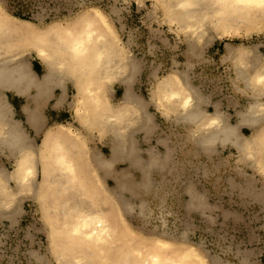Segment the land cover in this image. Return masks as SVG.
<instances>
[{"label":"bare ground","instance_id":"bare-ground-1","mask_svg":"<svg viewBox=\"0 0 264 264\" xmlns=\"http://www.w3.org/2000/svg\"><path fill=\"white\" fill-rule=\"evenodd\" d=\"M160 1L165 16L176 21L183 29V33H186L193 40L196 39L195 41L204 36L202 33L206 30L204 27L206 23H210L211 29L218 32L216 34L218 37H223L241 29L243 21H249L254 16H264V0ZM85 12L74 18L72 22L70 21L71 24L65 28L49 22L48 24L45 23L44 26H37L28 19L5 11L0 4V119L8 107L2 91L11 89L21 93L31 85L36 86L33 83L35 80L32 79L33 76L30 74L27 63H24L19 57V47H22V50L34 51L37 58L46 65L47 69L43 75V81L52 75L58 77L59 81L67 76L75 80L76 93L72 102L73 118L80 122V117H83L84 121L87 119L86 121L90 125L100 124L95 117L96 112L101 107L99 100L94 95V92H97L96 87L100 82L105 83V81L114 80L117 70L122 67L124 69L123 82L125 83L124 97L130 100L129 104L134 103L133 108L138 111L140 116V126L145 124L148 114L145 110L146 103L142 99L132 100L135 96L131 91L129 73L133 63L124 61L123 51L118 47V41L116 42L115 39L116 33H113L102 11L96 8L91 10L90 8L88 13ZM211 29L208 30L211 32ZM207 35L206 37H208ZM189 45L191 51L196 49L193 43L190 42ZM243 50H239L240 52L237 50L238 53L234 56L232 69L235 81L241 84L239 88L237 86L236 91L239 93L241 90L240 92L245 96L247 104L242 111L236 112L238 116L234 123L228 124L225 119L227 117L223 116L219 109L214 110L213 114L204 112L201 107L204 101L201 99L202 95L199 96L196 90L192 91L187 84L188 88L185 86V80L182 78L185 74L183 73L181 76L179 72L173 71L175 77L173 80L171 79L172 73L163 78L161 76L162 79L156 81V91L154 88L155 92L151 93L150 100L156 102L157 108L161 110L162 114L170 112L180 116L195 127V134L192 136L200 151L203 149L210 152L217 143H220L219 146L228 143L237 151L240 160L247 161L246 164L251 165L252 168L256 167L264 174V56L252 49ZM187 67L189 68L190 65ZM25 80H27V85H25ZM128 103L124 102L125 111H127ZM232 103L235 104V102ZM117 120V115H110L107 117V124L115 126ZM242 124L253 127L249 136L239 133L238 128ZM57 127L58 130L64 132L61 137L63 140L77 137L70 128L63 125ZM12 139L13 142L9 143V147H6L5 150L13 158H17L13 159L15 166L12 171L0 170V216L9 219L11 209H13L11 208L12 203L15 199L20 195L24 196L31 193L32 198L39 203L43 212L46 213L43 218L48 228L46 234L47 251L53 255L57 264H96L95 261H103L106 258L105 245L114 244L115 241L112 239L115 238L114 236L124 224L123 220L120 219L115 224L114 216L110 213L106 214L104 209L93 208L90 201L85 200L83 194L88 186L85 185L86 182L76 179L72 164L67 160L65 153L58 156L56 159L58 163L55 164L56 166L60 164V169L63 172H72L71 176L60 181L52 178L54 172V162L50 160L52 150L53 152L56 151V149L54 150L56 147L64 150L61 147L63 140L58 141L59 138L56 135L46 133L41 148L36 153L37 162L41 169V179L35 180V157L32 154L34 151H29L26 160L25 158L21 160L20 150L15 142L17 137L13 136ZM229 179L228 177L227 180L229 181ZM10 181L14 182L15 189L10 187ZM247 182L245 184L248 186ZM229 186L231 187V185ZM238 187L240 186L238 185ZM251 191L247 189L245 194L249 192L252 195L253 192L251 193ZM256 193L261 195L264 190L263 193L261 191ZM252 197L256 198L255 195ZM59 198L60 202L57 201ZM250 198L251 196H248V199ZM257 198L258 201L259 197ZM125 208L127 207L125 206ZM223 211L225 210L221 209V212ZM225 215L227 216L226 211L223 212L224 217ZM181 237L184 239V236ZM138 245L139 247L127 251H115L118 253L116 254L118 257L112 260L113 264H207L204 257L199 254L198 249L196 250L192 244L188 245L183 241L174 244L172 241L161 237L143 238ZM218 258L215 259L214 257L215 264H225L220 262L222 259L219 260ZM243 261L245 263V259Z\"/></svg>","mask_w":264,"mask_h":264},{"label":"rangeland","instance_id":"rangeland-1","mask_svg":"<svg viewBox=\"0 0 264 264\" xmlns=\"http://www.w3.org/2000/svg\"><path fill=\"white\" fill-rule=\"evenodd\" d=\"M160 3V0H0L5 11L28 19L37 26H44L49 22L65 28L81 13H88L90 8L101 10L113 33H116L115 39L123 51L124 61L133 62L130 87L134 94L148 102L160 79L172 73L173 80L174 72H179L180 75L183 73L185 75L181 76L185 80V86L188 85L192 91L196 90L199 96L221 100L224 105L229 104L230 110L225 107L223 109L230 111L234 123L235 113L245 108L247 100L243 94L236 91L237 86L241 84L235 81L232 67L221 63L211 48H208V42L213 38L210 36H216L218 32L211 29L210 23H206V30L202 33L204 36L195 41L196 39L193 40L183 33L176 21L165 16ZM208 29H211V32ZM231 34L224 36L223 40L240 47V50L252 49L264 56V16H254L249 21H243L241 29ZM190 42L194 47L198 46L199 51L204 48L201 61L187 63L185 54L189 51L191 54L195 53L190 49ZM104 92H108L106 86ZM118 92L121 93L122 90L119 89ZM153 103L154 100L148 112L152 116L157 110ZM201 107L206 113L215 112L213 108L206 106V103H202ZM162 116L157 113L154 123L161 127L158 133L162 136L168 135L167 129L172 128L171 138L177 144L173 158L177 163L181 162V165L175 166V170L184 175L188 184L198 183L200 191L206 195L203 198L206 209L202 212L186 210L184 204L188 203L190 198L180 195V181L157 180L153 185L152 180H140L141 191L138 197L124 196L119 199L122 201L117 206L122 213L124 224L112 239L114 244L105 245L106 258L103 261H95L96 264H113L112 260L118 257L115 251L137 248L143 238L155 237L168 239L174 244L181 241L192 244L207 264H215L214 257H219V260L222 259L220 262L225 264H240L241 261L243 264V259L244 264H264V174L256 167L252 168L246 164L247 161L240 160L233 147L225 150L212 149L210 152L203 149L200 151L192 136L195 134L194 126L180 127L166 122ZM251 131L253 130L239 133L249 136ZM148 145L141 146V158L147 157ZM14 166V161L9 162L0 155V170L12 171ZM101 185L103 187L102 182ZM10 187L15 189L13 181H10ZM104 187L103 191L111 197V193L115 192L114 182H109ZM247 189H253L252 195L249 192L245 194ZM242 190H246L244 194ZM260 191L263 194L258 195L256 192ZM254 195L256 200L252 197ZM248 196L251 198L248 199ZM60 198L57 201H60ZM35 202L31 193L17 197L12 203L11 217L5 216L9 217L7 219L0 216V264H57L53 255L47 251L48 228L43 218L46 213L39 203ZM221 209L226 211L227 216H223L225 211L221 212ZM180 235L184 236V239Z\"/></svg>","mask_w":264,"mask_h":264},{"label":"crops","instance_id":"crops-1","mask_svg":"<svg viewBox=\"0 0 264 264\" xmlns=\"http://www.w3.org/2000/svg\"><path fill=\"white\" fill-rule=\"evenodd\" d=\"M212 37V40L208 42V48H211V51H213L214 55H217L221 63L233 68L234 56L238 53L237 50H240L239 47L225 42L223 40L224 36L218 37L216 35ZM21 48L19 47L21 52L18 51L20 53L19 57L24 63H27L30 74L33 76L32 79L35 80L33 83L36 86H26L27 88L24 91L22 90L23 92L21 93L11 89L2 91L8 107L4 116L0 119V148L3 149H0V155H3L9 162L17 158H13L5 150L6 147H9V143L13 142L12 137H17L15 142L19 147L21 160L22 158L26 160L28 152L34 151L32 154L35 157V180H40L41 169L37 162L36 153L41 148L40 146L46 137V133L56 135L59 138L57 139L58 141L63 140L61 137L64 132L58 130L57 127L58 125H63L70 128L77 137L63 140L61 147L66 151L58 147L54 148L56 151L53 152L52 150L50 159L54 162L52 178L60 181L66 180L71 176L72 172H63L60 169V164L57 166L55 164L58 163L56 161L58 156L65 153L67 160L72 164L76 179L86 182L85 185L88 186L83 194L85 200L90 201L93 208L104 209L106 214L110 213L114 216L115 224L120 219H123L122 213L117 206L122 201L119 199L124 196L138 197L141 191L140 180L145 179L148 181L152 180L153 185H155L157 180L180 181V195H186L190 198V201L184 204L186 210L202 212L206 209L203 201L206 195L200 191L198 183L188 184L184 175L175 170V166L181 165V162L177 163L175 158H173V152L177 148V144L171 138L172 128L167 129L168 135L164 134L162 136L158 133L161 127H157L154 120L157 113L160 115L162 113L157 108L155 101L153 105L156 106L157 110L152 116L148 113L152 100L149 99L148 102L145 99L143 100L146 103L145 110L148 114L146 121L142 117L145 124L140 126V116L138 111L133 108L134 103L129 104L130 100L124 97L125 83L123 82L124 69L122 67L117 70L114 80L111 82L105 81V83L100 82L98 87H96L97 92H94V95L99 100L101 107L96 112L95 117L100 124L90 125L87 123V119H85L86 124L84 123L83 117H80V122L73 118L72 102L76 93L75 80L67 76L59 81L58 77L52 75L51 77L48 76L46 81H43V75L47 69L46 65L37 58L34 51L30 49L29 51L28 49H23V51ZM194 51V54L190 52L185 54L187 63H195L202 60L204 48L199 51L197 46ZM133 67L129 73L130 85L133 78ZM26 81L25 85H27ZM105 86L108 92H104ZM119 89L122 90L121 93L118 92ZM240 91L239 93L242 94ZM134 96L135 98L132 100L138 101L140 99L139 95L134 94ZM201 97L202 101L204 100L202 103H206V106L213 108L215 111L221 109L222 115L228 118L224 117L226 122L228 124L232 123L233 115L229 110L225 111L223 109L224 107L229 109V104L226 106L221 100ZM124 102L128 103V106H126L128 107L127 111H125ZM90 114L92 116L91 112ZM114 114L118 117L115 126L108 125L107 117ZM162 115L165 121L171 124L174 123L180 125V127L193 126L180 116L173 115L170 112ZM237 116L235 113L236 119ZM251 129H253L252 126L242 124L239 126L238 131L242 134L246 130ZM165 131L164 133H166ZM143 144H149L146 148V158H141L140 156ZM219 144L217 143L213 149L223 150L233 147L228 143L222 144L223 146H219ZM109 182H114L115 184V192L111 193V197L103 191V189L105 190L104 185L107 186ZM61 193L63 192L61 191ZM60 196L62 197L63 195Z\"/></svg>","mask_w":264,"mask_h":264}]
</instances>
